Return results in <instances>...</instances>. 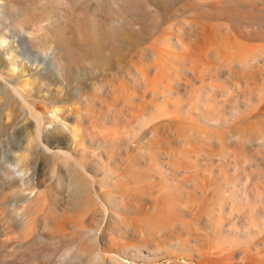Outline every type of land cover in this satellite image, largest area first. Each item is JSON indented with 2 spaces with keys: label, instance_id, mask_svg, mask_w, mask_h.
Masks as SVG:
<instances>
[{
  "label": "rangeland",
  "instance_id": "rangeland-1",
  "mask_svg": "<svg viewBox=\"0 0 264 264\" xmlns=\"http://www.w3.org/2000/svg\"><path fill=\"white\" fill-rule=\"evenodd\" d=\"M0 38V264H264V0H0Z\"/></svg>",
  "mask_w": 264,
  "mask_h": 264
},
{
  "label": "bare ground",
  "instance_id": "bare-ground-1",
  "mask_svg": "<svg viewBox=\"0 0 264 264\" xmlns=\"http://www.w3.org/2000/svg\"><path fill=\"white\" fill-rule=\"evenodd\" d=\"M2 44H3V39L0 38V47L3 46ZM8 47H9V46H8ZM3 48H6V47L3 46ZM10 49H11V48H10ZM7 52H8V51H7ZM11 52H12V51H11ZM0 75H1V74H0ZM0 77H2V76H0ZM4 80H5V79H4ZM11 85H12V84H11ZM12 86H13V85H12ZM17 89H18V88H17ZM20 90H21V89H20ZM20 90H18V91L16 90V91H17V92H20ZM16 91H15V92H16ZM17 94H18V93H17ZM15 95H16V94H15ZM20 95H22V94H20ZM25 100H26V99H25ZM32 110H33V108H32ZM30 111H31V110H30ZM33 111H34V110H33ZM34 112H35V111H34ZM32 113H33V112H32ZM32 113H31V114H32ZM35 114H36V112L34 113L33 116L36 117ZM29 115H30V113H29ZM36 118H37V120H38V117H36ZM36 118H35V119H36ZM37 120H36V121H37ZM38 121H39V120H38ZM44 122H45V121H44ZM37 123H38V125H39V122H37ZM40 123H41V122H40ZM62 125H63V124H62ZM64 125H65V124H64ZM65 126L67 127V125H65ZM35 127H37V126L35 125ZM38 127H40V125H39ZM41 127H43V126H41ZM67 128H68V127H67ZM39 129H40V128H39ZM66 130H69V128L66 129ZM60 155H61V154H60ZM80 165H81V164H80ZM82 167H83V166H82ZM80 168H81V167H80ZM83 169H84V168H83ZM84 170H85V169H84ZM85 171H86V170H85ZM252 217H254V215H253ZM256 220H257V219H253V218H252V221H253L254 223L256 222ZM254 225H255V224H254ZM200 257H201V256H200ZM120 264H122V263H120Z\"/></svg>",
  "mask_w": 264,
  "mask_h": 264
}]
</instances>
